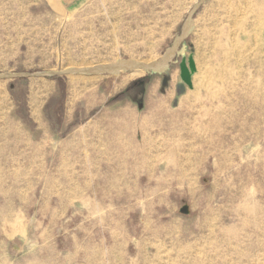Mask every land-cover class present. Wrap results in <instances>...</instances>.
<instances>
[{"label":"rangeland","instance_id":"1","mask_svg":"<svg viewBox=\"0 0 264 264\" xmlns=\"http://www.w3.org/2000/svg\"><path fill=\"white\" fill-rule=\"evenodd\" d=\"M201 1L0 0V264H264V0H204L162 70L40 75L160 60Z\"/></svg>","mask_w":264,"mask_h":264},{"label":"water","instance_id":"2","mask_svg":"<svg viewBox=\"0 0 264 264\" xmlns=\"http://www.w3.org/2000/svg\"><path fill=\"white\" fill-rule=\"evenodd\" d=\"M204 0L199 2L193 10L189 13L185 24L183 26V30L181 34L175 39L173 45L164 53L163 57L160 60L153 61L151 63H143V62H136V61H120L117 64L112 65H99L89 69H74V70H67L64 72H48V73H41L40 75L43 76H57V75H65V76H73V75H107V74H118L122 71H147V72H154L157 70H162L169 65V63L176 57L179 53L180 48L183 44H185L186 38L188 37L190 31L193 27V14L195 11L200 7ZM180 67V79L176 85V93L177 98L173 103V107H176L179 98L184 95L187 91V88H193V75L197 71L196 63L194 60V56L190 55L188 59L183 56L182 61L179 64ZM164 85L166 84V79L164 80Z\"/></svg>","mask_w":264,"mask_h":264},{"label":"crops","instance_id":"3","mask_svg":"<svg viewBox=\"0 0 264 264\" xmlns=\"http://www.w3.org/2000/svg\"><path fill=\"white\" fill-rule=\"evenodd\" d=\"M125 133H126V136L128 137L127 139L124 138ZM119 137H123V138H119V147L116 146V148H113L110 151H108L109 155H112L113 158L111 160L106 159V161H108V162L105 164H102V165L106 166V167H110V168L119 167V168L131 169V173L133 175L140 176V173H141L140 168L150 167L149 163H148L149 162L148 159L145 156H142L139 158L138 153H137V156L135 157L134 155L131 154V152L129 153L128 150H125L124 143H128L129 145H132V146H133V144H135V142L133 140V135H132L131 131H129V129L128 130H125V128L120 129L119 130ZM140 160H141V162H140Z\"/></svg>","mask_w":264,"mask_h":264},{"label":"flooded vegetation","instance_id":"4","mask_svg":"<svg viewBox=\"0 0 264 264\" xmlns=\"http://www.w3.org/2000/svg\"><path fill=\"white\" fill-rule=\"evenodd\" d=\"M187 59H188V57H186ZM181 61H182V59H181ZM181 63V62H180Z\"/></svg>","mask_w":264,"mask_h":264},{"label":"bare ground","instance_id":"5","mask_svg":"<svg viewBox=\"0 0 264 264\" xmlns=\"http://www.w3.org/2000/svg\"><path fill=\"white\" fill-rule=\"evenodd\" d=\"M208 81V80H207Z\"/></svg>","mask_w":264,"mask_h":264}]
</instances>
